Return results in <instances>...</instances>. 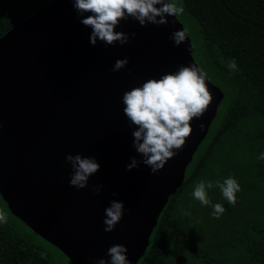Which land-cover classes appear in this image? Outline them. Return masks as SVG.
Returning a JSON list of instances; mask_svg holds the SVG:
<instances>
[{
	"label": "water",
	"instance_id": "water-1",
	"mask_svg": "<svg viewBox=\"0 0 264 264\" xmlns=\"http://www.w3.org/2000/svg\"><path fill=\"white\" fill-rule=\"evenodd\" d=\"M87 15V14H85ZM71 0H50L0 35V198L9 213L59 250L70 264L110 259V246L127 248L135 264L169 195L208 131L223 93L206 80L213 99L183 150L157 173L140 164L126 171L132 147L123 113L125 91L148 79L195 65L189 37L179 46L169 39L183 29L176 17L166 25L141 27L131 18L116 31L129 42L89 43L91 29L79 23ZM128 64L113 72L117 59ZM203 125L201 129L200 125ZM94 157L100 170L88 186H69L66 155ZM93 185H103L100 194ZM117 193V195H113ZM110 200L124 203V214L104 232Z\"/></svg>",
	"mask_w": 264,
	"mask_h": 264
},
{
	"label": "trees",
	"instance_id": "trees-1",
	"mask_svg": "<svg viewBox=\"0 0 264 264\" xmlns=\"http://www.w3.org/2000/svg\"><path fill=\"white\" fill-rule=\"evenodd\" d=\"M49 1L0 0V35ZM180 2L198 26L199 60L223 96L135 264H264V0ZM231 59L238 71L227 67ZM229 176L241 190L234 206L218 188L209 190L212 204L225 208L216 219L191 192L200 180ZM0 264L54 263L7 220L0 223Z\"/></svg>",
	"mask_w": 264,
	"mask_h": 264
},
{
	"label": "clouds",
	"instance_id": "clouds-1",
	"mask_svg": "<svg viewBox=\"0 0 264 264\" xmlns=\"http://www.w3.org/2000/svg\"><path fill=\"white\" fill-rule=\"evenodd\" d=\"M71 2L80 18L79 23L91 29L89 43L93 46L98 41L106 46L115 45L117 42L125 45L129 42L130 35L135 38L134 32L129 35L116 31L122 20L131 18L141 27L147 24L160 26L169 23L167 17H180L185 11L184 6L178 4L176 0H71ZM169 39L175 46H179L187 39L186 29L174 30ZM127 64V57L117 59L112 71H119ZM227 67L230 71H238L234 59L228 61ZM207 75L201 67L181 65L175 72L163 74L159 79H148L141 86L124 92L123 113L128 126L135 129L131 132L132 147L141 157L140 160L130 158L126 171H131L142 163L150 168L151 174H155L178 151L183 150L187 138L193 132L191 121L202 117L213 99L207 87ZM200 127L202 129L203 125ZM259 159L264 160V153H261ZM65 162L69 163L72 169L69 186L77 189L88 186L89 178L100 170V164L94 157H85L81 154L66 155ZM102 187L103 185H93L92 191L99 195ZM214 187L218 188L222 198L233 206L236 204V194L241 188L238 181L231 176L222 181L200 180L195 184L191 192L192 198L203 206L211 205L213 217L219 219L225 208L220 203L212 204L209 190ZM124 210L122 201H109V206L104 209V232L114 230L122 219ZM6 222L7 213L0 209V223ZM106 255L110 259H95L93 264H131L124 245L110 246Z\"/></svg>",
	"mask_w": 264,
	"mask_h": 264
},
{
	"label": "rangeland",
	"instance_id": "rangeland-1",
	"mask_svg": "<svg viewBox=\"0 0 264 264\" xmlns=\"http://www.w3.org/2000/svg\"><path fill=\"white\" fill-rule=\"evenodd\" d=\"M178 4H181L180 0H176ZM176 19L179 21V23L182 25L183 29H186L190 44H191V56L195 62V64L198 67L202 66L200 60H199V44H198V26L196 22L184 12L183 15L180 17H176ZM205 70V69H204ZM206 71V70H205ZM209 78V79H208ZM207 79L210 80V82L214 85L218 86V83L214 81L209 75H207ZM3 205L0 203V209H2ZM6 207V206H5ZM5 212L6 210L3 209ZM7 213V212H6ZM7 220L10 221L17 231V233L22 236L25 240L28 242L34 244L35 246L39 247L43 252L48 253L50 256L51 261L54 264H70L67 259H65L61 254L60 251L58 252L57 249L43 240L41 237H39L37 234L32 233V231L25 226L22 222L19 223L16 220H12V218L7 213Z\"/></svg>",
	"mask_w": 264,
	"mask_h": 264
}]
</instances>
